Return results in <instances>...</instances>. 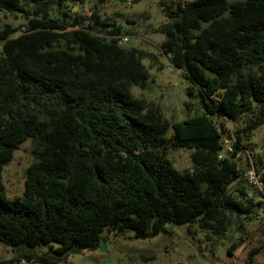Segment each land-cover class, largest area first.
Segmentation results:
<instances>
[{
    "label": "trees",
    "instance_id": "1",
    "mask_svg": "<svg viewBox=\"0 0 264 264\" xmlns=\"http://www.w3.org/2000/svg\"><path fill=\"white\" fill-rule=\"evenodd\" d=\"M84 1L0 0L34 14L22 30L0 28V241L16 261L59 264L95 249L104 230L146 238L197 223L216 240L243 234L264 217V158L253 162L261 191L239 163L242 140L264 123V0L161 2L158 50L201 107L172 122L131 93L148 86L142 59L157 54L122 43L121 27L95 13L85 25L70 8L49 15ZM229 134L232 151L219 157ZM28 139L23 192L9 198L1 171ZM169 147L192 149V170L174 168Z\"/></svg>",
    "mask_w": 264,
    "mask_h": 264
},
{
    "label": "rangeland",
    "instance_id": "2",
    "mask_svg": "<svg viewBox=\"0 0 264 264\" xmlns=\"http://www.w3.org/2000/svg\"><path fill=\"white\" fill-rule=\"evenodd\" d=\"M162 1L171 0H105L103 3L85 0L83 4L73 7L66 3L60 10L53 7L49 15L56 16L60 11L70 8L85 25L91 22L89 18L95 13L100 22L121 27L119 37L127 39L124 44L157 54V59L153 61L149 58L142 59L150 76L148 86L145 89L132 87V96L142 97L158 105L169 122L182 121L194 115L196 110L201 111V107L197 95L188 94L187 83L181 71L173 68L158 50L164 34L157 28L167 20L161 6ZM188 1L190 0L181 2L186 4ZM33 16L32 7L28 13L0 10V28L5 24L13 27L22 25V30L23 24ZM107 28L109 27H105ZM226 125L227 133H231V123L226 122ZM166 136H171V128ZM229 136L230 134L224 138L230 141ZM32 145L30 139L24 141L3 166L1 179L9 198L23 192L25 171L33 160ZM241 146L239 163H247L248 170L254 161L264 158V123L254 130L249 140H242ZM191 153L192 149L189 148L169 147L167 158L177 170H192ZM233 243L236 246L231 248ZM51 244L56 245L54 242ZM254 248L259 250L252 261H249V251ZM45 249L46 247L42 248ZM15 255L10 245L0 241V262L13 260V264H40L23 259L16 261ZM59 264H264V217L248 221L243 234L230 230L220 240L209 237L207 230L200 228L197 223L167 224L159 234L146 238H134L130 231L119 233L104 230L95 249L72 252Z\"/></svg>",
    "mask_w": 264,
    "mask_h": 264
},
{
    "label": "built area",
    "instance_id": "3",
    "mask_svg": "<svg viewBox=\"0 0 264 264\" xmlns=\"http://www.w3.org/2000/svg\"><path fill=\"white\" fill-rule=\"evenodd\" d=\"M126 37L120 38V41L122 43L126 42ZM230 141L228 139L223 140V149L220 152V156H223V153L229 154L232 151L231 142H232V136L230 137ZM263 172V168H261L259 171L254 168L252 165L245 173L244 177L246 178L247 183L250 185V187L255 190H262L263 183L261 179V174Z\"/></svg>",
    "mask_w": 264,
    "mask_h": 264
},
{
    "label": "water",
    "instance_id": "4",
    "mask_svg": "<svg viewBox=\"0 0 264 264\" xmlns=\"http://www.w3.org/2000/svg\"><path fill=\"white\" fill-rule=\"evenodd\" d=\"M253 190H255V189L253 188Z\"/></svg>",
    "mask_w": 264,
    "mask_h": 264
}]
</instances>
